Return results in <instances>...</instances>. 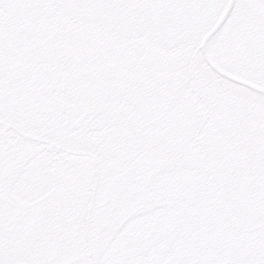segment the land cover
<instances>
[{
  "label": "snow or ice",
  "instance_id": "6c2138e0",
  "mask_svg": "<svg viewBox=\"0 0 264 264\" xmlns=\"http://www.w3.org/2000/svg\"><path fill=\"white\" fill-rule=\"evenodd\" d=\"M0 264H264V0H0Z\"/></svg>",
  "mask_w": 264,
  "mask_h": 264
}]
</instances>
